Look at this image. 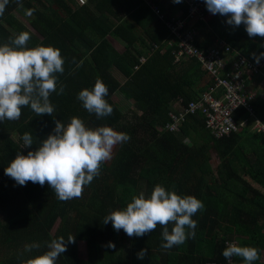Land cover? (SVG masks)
<instances>
[{
	"label": "trees",
	"instance_id": "trees-1",
	"mask_svg": "<svg viewBox=\"0 0 264 264\" xmlns=\"http://www.w3.org/2000/svg\"><path fill=\"white\" fill-rule=\"evenodd\" d=\"M150 1L162 12L161 0ZM196 1L203 4L206 16L205 22L196 24L201 26L197 46L204 49L225 41L227 70L240 58L256 63L253 53H264V38L249 37L243 24L233 27L226 16L209 12L205 0ZM166 2L167 11L178 5L174 0ZM22 5L10 0L0 16V45L28 31L27 47L59 48L65 71L57 76L65 91L50 94L55 117L36 116L26 106L19 120L0 121V264H26L47 251L52 239L69 235L75 236V243L68 245L56 264H226L222 252L228 242L258 248L260 259L254 264H264V136L243 129L217 137L200 112L186 114L175 131L158 129L173 122L169 113L178 115L180 106L199 102L212 81L197 61L174 62L176 47L149 5L144 0H84V4L22 0ZM28 9H34L28 15L30 28L15 16L16 11L26 14ZM172 14L164 16L176 18ZM186 14L185 7L180 18ZM156 46L159 49L153 53ZM97 79L108 87L105 99L114 109L103 118L88 113L77 99L83 89L94 88ZM252 104L264 121V99L258 91ZM129 105L132 110L127 113ZM242 113L238 110L236 118ZM74 116L89 128L109 126L130 136L114 147L112 158L84 187L82 198L60 201L47 183L29 181L20 186L5 175L18 154L37 150L53 133L55 120L67 125ZM25 132L32 134L30 147H23ZM157 184L203 202L204 209L193 216L194 237L165 250L159 225L143 237H129L123 230H114L111 222L102 223L107 214L125 208L140 192L150 196ZM109 242L115 247H109ZM32 244L40 248L25 251ZM144 248L148 255L140 260L137 253ZM232 263L244 264L238 257Z\"/></svg>",
	"mask_w": 264,
	"mask_h": 264
},
{
	"label": "clouds",
	"instance_id": "clouds-1",
	"mask_svg": "<svg viewBox=\"0 0 264 264\" xmlns=\"http://www.w3.org/2000/svg\"><path fill=\"white\" fill-rule=\"evenodd\" d=\"M9 2L0 0V16ZM16 2L23 6L22 0ZM174 2L179 3L180 0ZM205 3L212 14L226 16L229 25L239 27L243 24L249 37L264 38V0H205ZM33 11L28 9L26 14L30 16ZM30 39L31 34L22 31L11 39L10 44L0 45V121L19 120L22 108L26 106L36 116L48 114L55 117L50 94H63L65 91L57 76L65 71V59L60 49L54 46L27 47ZM253 56L259 63L264 53L259 56L253 53ZM108 92L105 83L97 79L94 88L83 89L77 99L88 113L103 118L114 111L105 99ZM22 140L23 147L33 144L29 132L23 134ZM129 140L130 136L124 132L109 126L89 128L81 118L75 116L67 125L55 120L53 133L43 140L37 150L29 151L26 156L18 154L6 167L5 175L20 186H25L29 181L40 186L47 183L60 201L82 198L84 187L99 176L101 165L112 158L114 147ZM203 209V202L194 195L181 196L157 184L150 196L146 197L144 192H140L125 208L107 214L102 223L106 225L111 222L114 230H123L129 237H143L159 225L164 241L161 246L167 250L195 236L197 221L193 216ZM74 243L75 236L72 235L67 239L63 236L52 239L47 243V251L28 259L26 264H56L68 245ZM108 246L114 248L115 244L109 242ZM34 248L38 249L40 245H28L25 251L31 252ZM147 255L148 249L144 248L137 253V258L144 260ZM222 255L229 260V264L233 257L242 258L244 264H254L260 259V250L254 246L231 243Z\"/></svg>",
	"mask_w": 264,
	"mask_h": 264
},
{
	"label": "built area",
	"instance_id": "built-area-1",
	"mask_svg": "<svg viewBox=\"0 0 264 264\" xmlns=\"http://www.w3.org/2000/svg\"><path fill=\"white\" fill-rule=\"evenodd\" d=\"M77 1L84 4V0ZM144 1L156 13L169 32L170 41L176 47L172 51L174 62L178 64L183 60H195L214 80L199 102H190L187 108L180 106L181 113L179 111L178 115L169 113L173 122L167 123L164 127H158V129L175 131L186 114L195 115L200 112L206 117L207 127L217 137L240 131L243 127L264 136V121L256 116L252 104L256 93L247 89V83L254 84V81H259L257 87L264 85L262 72L264 61L252 64L240 58L227 70L225 52L229 48L225 41L220 39L216 45L204 49L197 46L198 35L195 25L198 21L206 20L205 8L201 2L181 0L186 5L185 17L167 20L159 6L154 5L150 0ZM158 49L159 46H156L153 53ZM238 110H242L243 113L242 116L236 118L235 113ZM262 233L264 235V228ZM231 243L235 242H228L226 245ZM226 264H229V260ZM231 264H233L232 260Z\"/></svg>",
	"mask_w": 264,
	"mask_h": 264
},
{
	"label": "crops",
	"instance_id": "crops-1",
	"mask_svg": "<svg viewBox=\"0 0 264 264\" xmlns=\"http://www.w3.org/2000/svg\"><path fill=\"white\" fill-rule=\"evenodd\" d=\"M163 0H161L160 1V5H161V8H162V12L164 13V14H167V13H169L170 11H172L173 12V14L171 15V17H181V16H183V13H184V9H185V7H186V5L184 6L181 2H179L178 3V5L175 7V8H173V10H166V8L165 9H163V4L166 2V0L164 1V3L163 4H161V2H162ZM166 4V6H168V2H166L165 3ZM169 9V8H168ZM164 10V11H163ZM196 26V25H195ZM200 27L201 26H196V28H197V31H200ZM199 37H200V35H198ZM197 36V37H198ZM222 40V39H221ZM211 47V46H210ZM184 61H189V60H184ZM179 64H181V63H179ZM207 78V77H206ZM210 79H211V81H212V84L214 83V80L210 77ZM207 81V80H206ZM208 84V83H207ZM210 84V83H209ZM211 84V85H212ZM258 84L259 83H256V81H255V83L254 84H251V83H247V89L249 90V91H251V92H253V93H256L257 91L260 93H264V85H260L259 87H257L258 86ZM210 85V86H211ZM261 96V95H260ZM175 106V105H174ZM254 113L256 114V111H255V109H254ZM256 116L258 117V118H260L257 114H256ZM246 129H248L249 130V128H246ZM251 129V128H250ZM249 131H251V130H249ZM240 132V131H239ZM253 132V131H252ZM264 228V227H263ZM262 228V229H263ZM262 257H264V254H262Z\"/></svg>",
	"mask_w": 264,
	"mask_h": 264
},
{
	"label": "rangeland",
	"instance_id": "rangeland-1",
	"mask_svg": "<svg viewBox=\"0 0 264 264\" xmlns=\"http://www.w3.org/2000/svg\"><path fill=\"white\" fill-rule=\"evenodd\" d=\"M15 16H16V18H17L19 21H21L24 25H26L27 27L30 28V17H29L28 15H26V14L20 12V11H16ZM196 34H197V35H200V31H197V30H196ZM112 44H113L117 49L120 50V48H119L120 46H118L115 42L112 41ZM121 48H123V47L121 46ZM206 48H207V47H206ZM259 77H260V76H259ZM254 82H255V81H254ZM256 83H258V81H256ZM258 93H259V92H258ZM259 94H260L261 97L264 99V93H261V92H260ZM174 105H175V106H179V103L175 102ZM176 108H177V107H176ZM125 109L127 110V113H128V111L130 112V111L132 110V105L126 106ZM185 141L187 142V139H185ZM210 163H211V165H212L213 168L216 167V161H215V158H214L213 156H212V158H211Z\"/></svg>",
	"mask_w": 264,
	"mask_h": 264
}]
</instances>
